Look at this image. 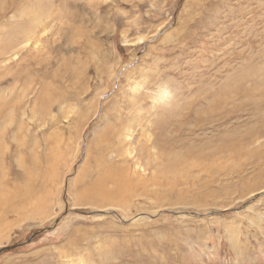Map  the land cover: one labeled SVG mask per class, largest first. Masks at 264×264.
<instances>
[{
  "label": "rangeland",
  "instance_id": "374dc122",
  "mask_svg": "<svg viewBox=\"0 0 264 264\" xmlns=\"http://www.w3.org/2000/svg\"><path fill=\"white\" fill-rule=\"evenodd\" d=\"M0 249L264 264V0H0Z\"/></svg>",
  "mask_w": 264,
  "mask_h": 264
},
{
  "label": "bare ground",
  "instance_id": "6f19581e",
  "mask_svg": "<svg viewBox=\"0 0 264 264\" xmlns=\"http://www.w3.org/2000/svg\"><path fill=\"white\" fill-rule=\"evenodd\" d=\"M9 43H11V42H9ZM16 43H18V42H16ZM107 125H109V124H107ZM107 132H108V130L105 127L104 133L107 134ZM101 137L105 138L106 136L103 133H101ZM98 163H100V165L98 168H96L94 178L89 182V184H87L90 187H85V188L83 187L85 190L83 191L82 194H80L81 196H79L78 200L83 202V204H90L91 205L92 204L91 202H96L99 205V203L97 202L98 201L97 199H98V197H101L102 199H100V200L102 203H110V205H113V202L117 200L116 197L120 195L121 185L123 182L125 183V180L121 177V170L118 168L117 165L114 164L113 160L110 162H108V161L106 162V160L101 158ZM109 176H113L114 178H111L109 180ZM84 177H85V175H84ZM111 180H114V183L117 182L118 186L115 188H111L112 186H107L106 183H108ZM81 185H83V184H81ZM110 188L115 189V191L109 192ZM25 194L28 197V199L23 198L25 200V202L29 203L30 206L33 205V203H34L33 199H35L34 192L32 191V192H29L28 194L25 192ZM25 194H23L22 197H24ZM20 197H21V195H20ZM121 200L122 199L119 198L117 201L119 202ZM15 208L16 209H14V206H11L10 209H12L11 211H13V212H17L18 211L17 207L15 206ZM2 213L5 215V212H3V209H2Z\"/></svg>",
  "mask_w": 264,
  "mask_h": 264
},
{
  "label": "water",
  "instance_id": "95a60500",
  "mask_svg": "<svg viewBox=\"0 0 264 264\" xmlns=\"http://www.w3.org/2000/svg\"><path fill=\"white\" fill-rule=\"evenodd\" d=\"M2 249H0V251H1Z\"/></svg>",
  "mask_w": 264,
  "mask_h": 264
}]
</instances>
